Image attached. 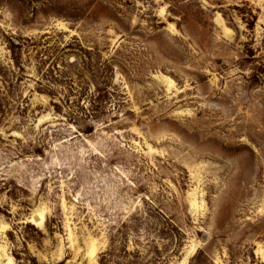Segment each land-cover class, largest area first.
Here are the masks:
<instances>
[{"label":"rangeland","instance_id":"1","mask_svg":"<svg viewBox=\"0 0 264 264\" xmlns=\"http://www.w3.org/2000/svg\"><path fill=\"white\" fill-rule=\"evenodd\" d=\"M0 264H264V0H0Z\"/></svg>","mask_w":264,"mask_h":264}]
</instances>
